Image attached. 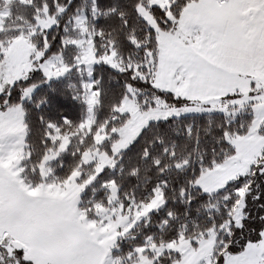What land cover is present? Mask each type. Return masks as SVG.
Masks as SVG:
<instances>
[{
    "label": "snow or ice",
    "instance_id": "6c2138e0",
    "mask_svg": "<svg viewBox=\"0 0 264 264\" xmlns=\"http://www.w3.org/2000/svg\"><path fill=\"white\" fill-rule=\"evenodd\" d=\"M21 3L33 9L28 30L6 35L0 25V177L27 187L31 171L47 181L52 162L63 167V155L76 143V162L54 179L79 189L69 204L84 233L82 245L98 251L88 264H264V74L253 68L244 76L246 85L215 92L157 84V29L141 12L143 6L157 24L173 28L184 60L171 61L169 70L183 85L189 76L195 80L216 68L211 59L227 40L264 44V0H223V7L235 10L226 25L201 21L188 28L181 14L189 0L163 7L134 0L131 14L146 27L131 31L126 0L121 6L91 0L89 10L73 9V0ZM112 18L118 26L106 23ZM17 46L23 61L9 78ZM76 105L74 118L69 113ZM104 107L108 114L101 117ZM181 119L187 121L182 130L176 124ZM130 126L137 130L129 137ZM253 138L260 146L245 153L242 142ZM231 166L237 170L227 173ZM122 177L143 181L144 191L125 188ZM177 201L180 212L171 207ZM97 224L99 232L92 230ZM141 224L146 231L136 239ZM129 237L121 250L120 241ZM0 264H33L27 247L3 228Z\"/></svg>",
    "mask_w": 264,
    "mask_h": 264
},
{
    "label": "rangeland",
    "instance_id": "374dc122",
    "mask_svg": "<svg viewBox=\"0 0 264 264\" xmlns=\"http://www.w3.org/2000/svg\"><path fill=\"white\" fill-rule=\"evenodd\" d=\"M4 1L6 6L0 10V25L3 26L4 18L9 16V5L13 0ZM150 2L160 3L163 7L169 6L171 0ZM222 3L223 0L189 2L181 14L185 27L192 25L200 27L201 21L209 25H226L233 19L235 13H230ZM141 12L157 29L160 50V65L156 72L157 84L173 86L184 91L192 88L196 92H215L237 83L246 85L244 76L252 70L251 56L253 57L258 47L227 40L223 47L218 49L216 58L211 59L216 68L199 73L195 80L189 76L182 85L173 79V73L169 70L171 61L179 60L183 63L184 60L183 51L178 46V37L173 34V29H160L155 18L145 7H141ZM169 15H172L171 11ZM261 46L264 45H260V50L264 51ZM202 55H205L206 59L209 58L206 54ZM22 61L23 48L17 46L8 62L9 78L18 74ZM142 119L138 118L137 125ZM136 130V126H130L125 134L130 137ZM259 146L260 141L256 138L242 142V150L245 153H251ZM235 170L236 166H231L226 172L231 173ZM42 172L47 173L48 169H42ZM54 177L53 170L47 181L41 180L36 184L30 182L27 187L15 178L9 180L0 177V228L8 229L27 247L33 264H88L98 255V251L82 245L84 233L79 226L76 213L69 204L70 198H79V189L72 182L56 181ZM92 230L99 232L100 225L93 226ZM104 230L112 231L110 227ZM205 254H210V246L205 249Z\"/></svg>",
    "mask_w": 264,
    "mask_h": 264
},
{
    "label": "trees",
    "instance_id": "16d2710c",
    "mask_svg": "<svg viewBox=\"0 0 264 264\" xmlns=\"http://www.w3.org/2000/svg\"><path fill=\"white\" fill-rule=\"evenodd\" d=\"M191 1H197V0H189V2H191ZM38 2H39V0H37V3ZM61 2L63 3L64 0H61ZM132 3H134V0H126V4L124 5V10L130 14L129 24H128V28L126 29V31H131V30H133V28L139 30L141 28L146 27L142 20H138V18H135L131 14V4ZM112 4L116 5V6H121L122 0H112ZM5 6H6V2L4 0H0V10L3 9ZM77 6H79L82 10H89L91 8V0H73V5H72L73 9L76 8ZM9 7H10V13H9V16L7 17V23L4 24V27L7 29V32L3 33V34L11 35L14 32L18 31V29L20 27H23L25 29V31H27L28 25L31 23V21L28 18L31 17L33 9H31V8L26 9L25 6L21 3V0H13L10 3ZM154 18L156 20V17H154ZM66 20H67V14L62 18V23ZM97 23H99V22H97ZM106 23L116 24L118 26L119 20H118V18H112L111 20L107 21ZM158 25H159V28L163 29V30L173 29L172 27L165 29L162 25H160V24H158ZM139 35L142 37V42L148 43V36H146L143 32H139ZM156 35H157V32H156ZM157 37H158V35H157ZM158 45H159V43H158ZM153 46L156 47L157 45L154 43ZM128 51L133 52V53L135 52V50H133V49H129ZM138 58L139 57L137 56V59ZM73 79L76 81L77 84L79 83V77L78 76H74ZM69 114L72 115L74 118L78 117L79 116V106L76 105L75 108ZM99 114L101 117H104L105 115H107L108 114L107 107L100 109ZM192 119L196 120L197 123H199L201 126H203L206 123L203 119H201L199 117H193ZM215 119L218 120V119H220V117H216ZM186 122L187 121H185L184 119H181L180 121H177L176 124L182 130L183 125ZM155 127H160V126H154V128ZM153 134H154V132H149L147 138L150 140L151 137L153 136ZM77 147H78V145L76 143H73L72 146L69 148L68 152L63 155V157H62L63 167H60L61 161H59V160L52 162V168L54 170L55 177L58 176V177L63 178L66 175V173L68 172L70 166L76 162V160L78 158V154H77V156H73L72 153L76 150ZM124 162L127 163V157L125 158ZM149 175H152V173H149ZM27 179L29 182L36 184V183L41 181V176H40V174H33V173H31V171H29L27 173ZM122 179H124L125 188L131 190L132 188L135 187L138 195L144 191V182L143 181L138 182L135 177H126V178L122 177ZM56 181H58V180H56ZM137 185H139V186L137 187ZM102 194L103 193L101 192L100 195H102ZM86 199L87 198H85V200ZM80 206L82 208L85 207L86 206L85 202L81 201ZM171 207H173L174 210L177 212L182 211V205H180V203L178 201L173 203L171 205ZM252 212H253V215L258 214V210L255 207V205H253ZM158 219H159V216H156L153 218V220L149 224L148 230H152L154 225L157 223ZM145 231L146 230H145L144 225L143 224L139 225L136 232H135L136 239H140L144 235ZM131 242L132 241H131L130 237L122 239L120 241L121 250L126 251ZM116 254H119V252H117Z\"/></svg>",
    "mask_w": 264,
    "mask_h": 264
},
{
    "label": "crops",
    "instance_id": "0c3cea01",
    "mask_svg": "<svg viewBox=\"0 0 264 264\" xmlns=\"http://www.w3.org/2000/svg\"><path fill=\"white\" fill-rule=\"evenodd\" d=\"M223 5V3H222ZM227 10H229L230 13L234 12V9H230L227 8ZM264 45V44H262ZM256 52L253 53V57L251 56V69L255 68L257 74H264V51L260 50V45L259 46H254V48H256ZM262 48H264L263 46H261ZM261 83H264V79L261 80Z\"/></svg>",
    "mask_w": 264,
    "mask_h": 264
},
{
    "label": "water",
    "instance_id": "95a60500",
    "mask_svg": "<svg viewBox=\"0 0 264 264\" xmlns=\"http://www.w3.org/2000/svg\"><path fill=\"white\" fill-rule=\"evenodd\" d=\"M21 243V242H20Z\"/></svg>",
    "mask_w": 264,
    "mask_h": 264
}]
</instances>
